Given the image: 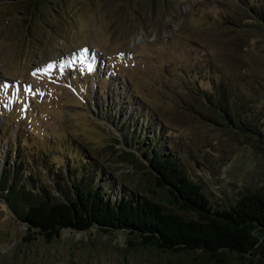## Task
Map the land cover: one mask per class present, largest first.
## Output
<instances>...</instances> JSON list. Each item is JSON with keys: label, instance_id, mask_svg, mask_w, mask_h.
Returning a JSON list of instances; mask_svg holds the SVG:
<instances>
[{"label": "rangeland", "instance_id": "rangeland-1", "mask_svg": "<svg viewBox=\"0 0 264 264\" xmlns=\"http://www.w3.org/2000/svg\"><path fill=\"white\" fill-rule=\"evenodd\" d=\"M243 3L264 13V0ZM243 6L0 0V84L8 85L0 89V154L6 137L11 149L21 141L13 158L23 155L48 190L79 156L95 166L104 192L133 190L171 207L139 162L119 156L150 128L212 204L264 190V34ZM214 85L260 136L214 123L199 90ZM42 160L57 162L56 174ZM24 233L0 202V264H179L163 251L123 247L120 232L61 228L47 240Z\"/></svg>", "mask_w": 264, "mask_h": 264}, {"label": "trees", "instance_id": "trees-1", "mask_svg": "<svg viewBox=\"0 0 264 264\" xmlns=\"http://www.w3.org/2000/svg\"><path fill=\"white\" fill-rule=\"evenodd\" d=\"M236 1L258 20L264 34V13L243 0ZM199 90L210 103L214 123L260 136L239 107L226 103L221 86ZM149 129L145 140L136 139L135 146L122 148L119 156L132 165L139 162L171 207L133 190L114 196L104 192L95 166L83 163L79 156V162L65 164L48 190L26 168L23 155L13 158L21 141L11 149L13 136L6 137L0 154V202L23 226L22 239L36 234L47 240L61 228L92 227L105 234L120 232L123 247L176 255L179 264H264V190L246 189L231 200L212 204L198 182L182 171L168 145L158 140L159 131ZM261 141L264 144L263 136ZM44 160L45 169L56 174L58 163L49 167Z\"/></svg>", "mask_w": 264, "mask_h": 264}, {"label": "snow or ice", "instance_id": "snow-or-ice-1", "mask_svg": "<svg viewBox=\"0 0 264 264\" xmlns=\"http://www.w3.org/2000/svg\"><path fill=\"white\" fill-rule=\"evenodd\" d=\"M53 67L52 63H49L48 65H46V67L44 69H38L37 71H46L47 69ZM33 75H35V73H33ZM8 87L7 84H0V89H6ZM28 91L31 90V88L29 87V89H27Z\"/></svg>", "mask_w": 264, "mask_h": 264}]
</instances>
